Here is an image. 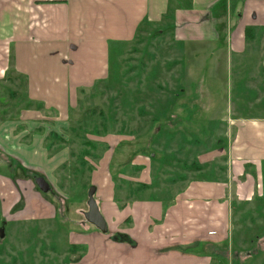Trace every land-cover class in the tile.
<instances>
[{
    "label": "crops",
    "instance_id": "obj_1",
    "mask_svg": "<svg viewBox=\"0 0 264 264\" xmlns=\"http://www.w3.org/2000/svg\"><path fill=\"white\" fill-rule=\"evenodd\" d=\"M144 25L161 37L169 34L182 47L178 56L170 50L172 59L181 61L171 71L173 79L175 72L186 73L190 62L200 63L197 57L208 49L220 54L235 78L234 100L228 99L225 106L220 103L214 118L208 117L213 120L209 127L199 131L189 127L183 133L178 126L182 115L172 107L171 119L154 114L156 127L145 132L153 137L148 141L154 143L169 131L177 146L186 136L188 153L198 152L196 135L209 132L219 151L225 150L226 159L200 163L192 157L195 162L181 173L168 172L167 168L177 167L167 166L155 152L114 162L120 141L132 137L130 125L124 123H130L129 118L118 121L109 114L106 124L92 121L82 128L71 122L75 110L81 111V101L97 97L101 84L115 81L111 57L121 58ZM154 55L162 58L156 49ZM165 62L155 58L150 63L156 87L163 83ZM180 79L179 75L173 82L174 88L184 87ZM255 93L258 100L253 102ZM261 93L264 0H0V147L16 162L21 160L22 167L45 172L67 162L73 141L96 151L98 145L106 154L86 157L92 165L89 179L96 186L95 198L109 232L128 239L110 242L108 233L80 221L84 231L77 237L89 246L85 263L101 264L97 257L102 252L107 264L117 263L116 257L130 264H209L205 252L194 251L196 243L197 248L205 243L224 248L228 215L238 216L237 207L244 200L256 207L264 204V116H244L246 103H251L249 110L263 104ZM181 98L177 94L172 105ZM230 104L233 108L228 111ZM168 120L177 127H164ZM82 129L93 145L86 138L79 141ZM28 134L32 137L26 142ZM48 136L58 137V148L47 146ZM129 143L120 151H141ZM175 151L181 152L179 146ZM211 166L214 169L207 170ZM179 247L194 250L184 254Z\"/></svg>",
    "mask_w": 264,
    "mask_h": 264
},
{
    "label": "rangeland",
    "instance_id": "obj_2",
    "mask_svg": "<svg viewBox=\"0 0 264 264\" xmlns=\"http://www.w3.org/2000/svg\"><path fill=\"white\" fill-rule=\"evenodd\" d=\"M171 39L167 33L161 37L160 33L155 30L147 28L146 25L142 26L126 53L121 58L116 55L111 57L112 67L115 68V75L112 79L115 81L110 86L106 83L101 84L102 86L96 89L97 97L89 96L87 100L81 101V111L76 109L71 115V122L81 123V128L85 125L91 126L92 121L106 124L107 119L105 118L109 114L116 117V120L123 121L125 119L123 117L129 118L130 123H124L125 126L130 125L132 137H128L126 141H120L113 156L114 162L122 158L128 161L144 154L143 157H150V153L155 152L159 158L161 154L167 166L174 164L177 167V169L167 168L168 172L175 170L181 173L195 162H191L192 157L198 159L200 163H202L201 160L216 162L226 159L225 150L219 151L220 146L215 143L214 137L207 136L209 132L206 135H196L195 143L199 147L195 144L194 150L200 148L201 151L191 153L187 151L186 136H183V139L180 138L178 146L181 152L177 153L175 135H171L169 131L168 135L160 137L157 143H150L148 139L153 137L151 138L150 134L145 135L146 131L156 127L154 114L171 119L172 116L168 115L172 107L174 111L177 109L176 112L182 115L183 119H178V126L183 133L189 127L196 130L209 127L213 120L208 121V117L214 118L220 103L223 102L225 106L228 99L234 100L235 98L233 87L235 78L233 72L231 73V68L225 64L218 52L211 54L209 49L206 54L197 57L200 63L190 62L186 73L184 71L175 72L173 79L171 71L181 61L178 58L173 60L175 55H171L170 50L178 56L182 47L173 43ZM155 49L162 53V58L154 55ZM155 58L166 61L161 75L163 83L157 87L155 86V67L150 64ZM179 75L184 87L180 85L176 89L172 85L173 82H177ZM187 86L188 90L182 92ZM177 94L182 98L179 100L180 103L174 106L172 100ZM261 94L264 96V93ZM257 96L258 94H253V102L258 100ZM233 104H235L234 101ZM233 104L226 106V109L231 111ZM246 104L247 110L244 116L247 114L264 116V102L253 110H249L251 103ZM78 117L86 120L82 122ZM217 118L218 116L215 119ZM117 125L118 123H115V127ZM163 126L177 127L171 120L164 121ZM214 129L215 123L213 132L217 133ZM208 131L211 132L212 128ZM31 134L24 137L26 142L31 139ZM80 134L82 137L79 141L86 138L91 143L90 137L85 135L83 129ZM57 138L48 136L47 146L51 149L58 148L60 142ZM5 140L10 139L5 138ZM54 140H56L55 143H53ZM129 140L134 146L140 147L141 151L121 152L120 148L124 147L125 143H129ZM199 140L202 142L198 143ZM73 142L70 143L71 153L67 162L55 169L47 168L46 172L42 169L22 167L21 160L18 159L19 161L16 162L17 159L13 154L7 152L2 146L0 147V229L4 230V236H0V264H88L84 262V257L89 251V246L77 237V235L82 236L84 231L80 228V221H84V224L90 227L92 224L85 218V212L89 209V189L94 185L89 179L92 165L86 157L99 158L105 153L104 149L101 150L98 145L97 148L94 147L98 150L96 151L92 149L93 147H87L86 143L80 145L79 143L73 144ZM176 160L182 163L178 164ZM209 169H214V166L207 170ZM35 176L47 178L52 191L43 193L35 182ZM54 209L55 216H49ZM237 209L239 210L238 216L228 215L227 217L224 248L218 250L216 246H207L206 243L197 248L198 241L195 250L179 247L180 251L184 254L192 253V250L205 252V255L211 259L209 264H264V204L259 203L256 207L253 206L251 200H244ZM85 225L83 227H86ZM92 227L97 229L95 225ZM211 232L214 233L213 229ZM107 233L111 237V239L107 238L110 242H123L121 239L127 237L122 233L114 235ZM212 233L210 235H215ZM97 258L101 264L108 262V257L102 252ZM114 260L117 261L115 264H130L119 257Z\"/></svg>",
    "mask_w": 264,
    "mask_h": 264
},
{
    "label": "water",
    "instance_id": "obj_3",
    "mask_svg": "<svg viewBox=\"0 0 264 264\" xmlns=\"http://www.w3.org/2000/svg\"><path fill=\"white\" fill-rule=\"evenodd\" d=\"M35 182L43 192L46 193L51 190V184L44 176L36 177ZM96 190L97 189L95 185H92L89 189V209L85 212V218L87 219V221L95 225L100 231L107 233L108 224L102 212L100 211L99 205L96 201ZM0 236H4L3 229H0Z\"/></svg>",
    "mask_w": 264,
    "mask_h": 264
},
{
    "label": "trees",
    "instance_id": "obj_4",
    "mask_svg": "<svg viewBox=\"0 0 264 264\" xmlns=\"http://www.w3.org/2000/svg\"><path fill=\"white\" fill-rule=\"evenodd\" d=\"M35 177H37V176H35ZM34 177V178H35ZM40 189V188H39ZM43 192V191H42ZM44 193V192H43ZM98 229V228H97ZM99 230V229H98ZM102 232V231H101ZM108 232H109V230H108ZM126 239H128V237H126V238H124V239H121V240H123V241H126Z\"/></svg>",
    "mask_w": 264,
    "mask_h": 264
},
{
    "label": "flooded vegetation",
    "instance_id": "obj_5",
    "mask_svg": "<svg viewBox=\"0 0 264 264\" xmlns=\"http://www.w3.org/2000/svg\"><path fill=\"white\" fill-rule=\"evenodd\" d=\"M39 187V186H38ZM51 189H52V186H51ZM52 190H50L49 192H51ZM49 192H46V193H49Z\"/></svg>",
    "mask_w": 264,
    "mask_h": 264
}]
</instances>
